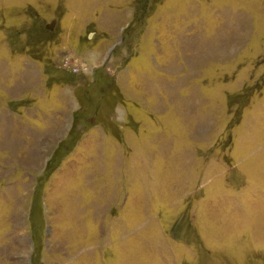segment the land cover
Here are the masks:
<instances>
[{"label": "rangeland", "instance_id": "374dc122", "mask_svg": "<svg viewBox=\"0 0 264 264\" xmlns=\"http://www.w3.org/2000/svg\"><path fill=\"white\" fill-rule=\"evenodd\" d=\"M0 264H264V0H0Z\"/></svg>", "mask_w": 264, "mask_h": 264}]
</instances>
